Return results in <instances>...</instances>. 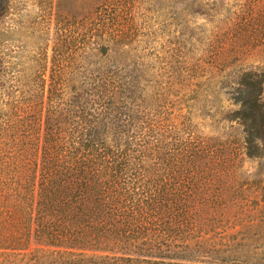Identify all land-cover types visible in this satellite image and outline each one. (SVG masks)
Masks as SVG:
<instances>
[{
  "label": "trees",
  "instance_id": "trees-1",
  "mask_svg": "<svg viewBox=\"0 0 264 264\" xmlns=\"http://www.w3.org/2000/svg\"><path fill=\"white\" fill-rule=\"evenodd\" d=\"M261 1L55 0L27 79L0 41V264H264L261 225L236 230L264 201V57L228 83L234 130L193 115L227 45L264 51Z\"/></svg>",
  "mask_w": 264,
  "mask_h": 264
},
{
  "label": "rangeland",
  "instance_id": "rangeland-1",
  "mask_svg": "<svg viewBox=\"0 0 264 264\" xmlns=\"http://www.w3.org/2000/svg\"><path fill=\"white\" fill-rule=\"evenodd\" d=\"M66 1L73 6L84 0ZM261 2L263 4L264 0ZM54 4L55 0H12L8 14L0 18V41L2 48L9 53L14 62H18L14 68L18 70L19 75H21L20 77L24 79L29 78L31 73L29 70L31 56L39 46H45L48 43V38L51 36L53 31L52 15L54 12L52 8ZM153 20V24L156 27L162 21H166L170 30L173 32L177 31V19L173 13H163L162 16H156V19ZM197 55L196 50L191 52V57L195 58ZM261 57H264L263 50L226 46L218 62L215 64L217 67L213 66L212 72L209 74L212 83L213 81L216 83L215 90H219L218 93L220 92L221 95L214 99L211 97L212 102H209L205 107L200 104H196L193 107L194 120L201 130L211 134L222 130L226 132L234 130L237 125L236 122L226 120L221 113L223 109L235 108V105L231 104L228 100V92L230 90L228 83L240 63L243 65L251 62L258 63L262 59ZM21 65L25 67L23 71ZM18 78H15V83ZM11 83V85H14L13 82ZM239 159L240 161L237 163L234 171L227 173L244 174L255 171V163L253 161L246 158ZM242 197V203L244 204V211L241 214L243 227L236 228V230H239L237 233L239 238L242 235L251 236L254 232L255 228L247 227L249 224L247 219L250 215L254 217L255 223L258 222L261 225L260 231L264 229V224H261L264 222V201L259 202L255 207L250 203L251 199H255L254 197L259 200L260 194L246 191ZM236 210H240L239 207L230 204L226 217L231 219ZM252 238H256V236Z\"/></svg>",
  "mask_w": 264,
  "mask_h": 264
}]
</instances>
